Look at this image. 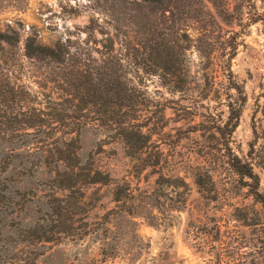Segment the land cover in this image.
Returning <instances> with one entry per match:
<instances>
[{
	"label": "trees",
	"instance_id": "16d2710c",
	"mask_svg": "<svg viewBox=\"0 0 264 264\" xmlns=\"http://www.w3.org/2000/svg\"><path fill=\"white\" fill-rule=\"evenodd\" d=\"M28 3L0 0V12L25 10ZM253 6V0L75 1L63 10L70 16L86 13L87 20L65 38L45 43L33 28L21 49L19 29L7 25L0 30V210L11 204L16 156H26L21 167H46L50 172L46 215L23 227V236L50 241L74 230L80 219L88 223L93 205L88 190L98 193L103 186L113 202L101 213L104 224L115 216H141L156 224L167 210L185 208L188 181L184 175L163 172L168 157L153 138L166 123L165 109L171 107L176 120L189 119L186 134L200 135L193 148L195 161L189 157L183 165L202 203L213 202L216 209L227 204L230 215L247 227L245 232L228 224L221 228L204 210L207 219L190 221L186 232L205 235L197 245L214 252L216 264H264L259 172L264 169V140L256 145L264 134L254 130L245 156L232 144L247 100L232 59L245 29L262 19L250 13ZM190 51L198 56L194 72ZM24 58L33 65H26ZM146 75L156 76L167 92L181 96L155 97ZM182 99L189 104H181ZM202 99L225 109L215 104L212 110L203 102L205 110L188 106ZM88 122L123 143L131 160L130 177L117 178L96 165L92 155L81 156L78 134ZM151 172L155 176L148 189L141 181L147 183ZM169 190L174 197L168 196ZM239 195L250 201L231 202Z\"/></svg>",
	"mask_w": 264,
	"mask_h": 264
},
{
	"label": "rangeland",
	"instance_id": "374dc122",
	"mask_svg": "<svg viewBox=\"0 0 264 264\" xmlns=\"http://www.w3.org/2000/svg\"><path fill=\"white\" fill-rule=\"evenodd\" d=\"M75 1L82 3L86 0H29L25 10L8 8L0 12V30L6 29L7 25L19 29L21 49L25 36L33 28L36 29L37 39L45 43L58 37L65 38L75 25H82L87 20L86 13L70 16L63 10L65 4ZM253 2L250 13L260 14L262 19L252 22L245 29L237 53L232 59V68L243 83L247 95L232 142L236 152L244 156L248 151L249 141L254 137V130L264 134V0ZM17 19L20 21L17 22ZM189 58L194 72L198 62L196 51H190ZM24 60L29 67L33 65L30 60ZM145 77L148 90L155 97L163 100V97L181 96L179 93L171 95L167 92L159 85L156 76ZM24 79L34 82L32 76ZM201 102L208 104L212 110L213 105L217 104L214 100L202 99L197 104L193 102L188 106L199 105V110H205L200 106ZM180 103L189 104L184 99ZM175 104L180 110V105L177 102ZM220 107L225 109L217 104V108ZM174 110L171 107L165 109L166 123L159 129L160 133L153 134V138H158L168 157L163 172L184 175L188 181L190 191L185 208L167 210L164 217L155 221L156 224L148 223L141 216H115L104 224L101 213L113 206V202L107 187L103 186L98 193L88 190L92 197L90 202H93L86 218L88 223L85 219H80L74 230L50 241L25 237L21 229L46 215L51 182L50 172L46 167H21L20 160L24 161L26 157L21 154L12 161L14 168L9 187L12 193L11 204L0 210V264H216L214 252L208 247L202 249L197 245L198 240L205 235H189L186 232L187 224L192 220L202 223L207 219V213L209 217L214 216L209 218L210 222L216 218L221 228H226L228 224L245 232L247 227L230 215L231 208L227 204L222 209H216L213 202L202 203L193 179L183 165V161L189 157L195 161L193 148L200 135L197 132L186 134L183 130L189 119L176 120ZM263 140L259 136L256 145ZM78 142L82 157L92 155L96 165L117 178L123 175L130 177L128 169L131 160L125 153L123 143L110 137L99 125L93 122L85 124L78 134ZM24 150L22 148V152ZM259 172L264 190V169ZM154 176L155 173L151 172L147 183L141 181V184L152 189ZM174 193L169 190L168 196L174 197ZM230 200L237 203L250 201L240 195ZM152 212L159 214L156 208ZM262 212L264 217V208Z\"/></svg>",
	"mask_w": 264,
	"mask_h": 264
}]
</instances>
